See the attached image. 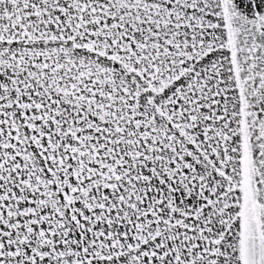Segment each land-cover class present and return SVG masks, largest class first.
<instances>
[{
	"label": "snow or ice",
	"instance_id": "1",
	"mask_svg": "<svg viewBox=\"0 0 264 264\" xmlns=\"http://www.w3.org/2000/svg\"><path fill=\"white\" fill-rule=\"evenodd\" d=\"M0 264H264V0H0Z\"/></svg>",
	"mask_w": 264,
	"mask_h": 264
}]
</instances>
